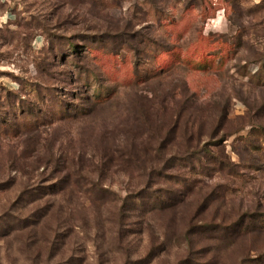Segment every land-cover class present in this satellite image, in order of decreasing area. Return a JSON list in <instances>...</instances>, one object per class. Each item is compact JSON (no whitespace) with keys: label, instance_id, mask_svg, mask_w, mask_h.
I'll return each instance as SVG.
<instances>
[{"label":"rangeland","instance_id":"374dc122","mask_svg":"<svg viewBox=\"0 0 264 264\" xmlns=\"http://www.w3.org/2000/svg\"><path fill=\"white\" fill-rule=\"evenodd\" d=\"M51 191L37 261L11 215ZM263 260L264 0H0V264Z\"/></svg>","mask_w":264,"mask_h":264},{"label":"trees","instance_id":"16d2710c","mask_svg":"<svg viewBox=\"0 0 264 264\" xmlns=\"http://www.w3.org/2000/svg\"><path fill=\"white\" fill-rule=\"evenodd\" d=\"M170 123L172 124L171 120H170ZM174 123H175V121H174ZM199 152L208 153V152H211V150L206 149V145L204 143L202 145H200L199 141H197L196 143H194L193 146H191V144H189L187 142V139H186L182 153L176 155L178 157L177 158L175 157L176 158L175 161L173 160V164H176L178 169L181 171L180 172L181 175H182L183 169L186 168L187 166H189L188 164H190V169H189L190 171L189 172L190 173L194 172L193 171L195 169V166L193 165V164H195L194 162H196V164L197 163L199 164L202 161L201 159H199L200 157L199 158L197 157ZM192 159H193V161H192ZM219 163H220V166L222 164L225 166H230L229 168H231V165L229 163H224L222 160L219 161ZM183 180L186 181L185 179H183ZM49 194H50L49 199H47L43 205L40 204V199L43 197V195H37L32 199V201L36 200V202H38L40 204L39 208H35L34 211H28V213L25 214L24 210H25L27 204L25 201H21L22 203L21 204L19 203L21 205V207H17L18 204L15 205V207H13V210L15 213L13 215H11V221L13 223L11 225V231L15 232L16 237H18V242L24 243L26 248L35 250L37 261L39 260L43 249H51V250H53L52 251V253H53V252L58 251L64 245V242H59V237L56 236L55 234L53 235L52 239H45V240H42L41 238H38V236H37L39 231L36 229V227L40 228L39 227L40 226V219H42V216L46 214L45 213L46 211L50 210V208L55 206V200L51 199V196H53L54 191H51ZM157 199L160 200L159 197H153V198L149 199L148 203H146L148 211H150L152 209L153 210L154 209L162 210L163 208H167V207L172 208L174 206V203H175L174 201H172L170 203H165V204H167L165 206V205H161L160 202L161 203H163V202L160 201L158 204L153 203V204H156V205H153L152 200H154L153 202H155ZM32 201H30V202H32ZM137 201H140V199L138 197L132 198V199L129 198V199L124 200V203L118 207L115 215H116V221L118 222V224L121 227H123L124 221L131 216L130 214L133 212L132 210H134L136 208V202ZM139 217H143L142 213H140ZM192 227H193V225H191L189 227V229L186 230V232L184 234V237L189 241V243H191L193 241L192 238H189L190 234L196 233V232L191 231ZM50 229H51V227H50ZM122 234H123V232H122ZM56 253H59V252H56ZM51 256H53V254H51ZM36 264H38V262H36ZM59 264H63V262H61Z\"/></svg>","mask_w":264,"mask_h":264},{"label":"built area","instance_id":"2783aa9c","mask_svg":"<svg viewBox=\"0 0 264 264\" xmlns=\"http://www.w3.org/2000/svg\"><path fill=\"white\" fill-rule=\"evenodd\" d=\"M7 19H6V21L4 22V23H6L10 18L9 17H6Z\"/></svg>","mask_w":264,"mask_h":264},{"label":"crops","instance_id":"0c3cea01","mask_svg":"<svg viewBox=\"0 0 264 264\" xmlns=\"http://www.w3.org/2000/svg\"><path fill=\"white\" fill-rule=\"evenodd\" d=\"M10 19L12 18V15L10 14V16L9 15H7Z\"/></svg>","mask_w":264,"mask_h":264}]
</instances>
